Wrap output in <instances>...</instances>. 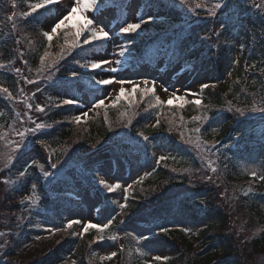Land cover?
Segmentation results:
<instances>
[{"label":"trees","instance_id":"16d2710c","mask_svg":"<svg viewBox=\"0 0 264 264\" xmlns=\"http://www.w3.org/2000/svg\"><path fill=\"white\" fill-rule=\"evenodd\" d=\"M2 1L0 0V3ZM205 1L207 0H188V3L181 6V9L178 8L176 0H165L169 6H161L155 2L158 9L167 11L170 21L162 28L154 27L147 31L143 39L154 38L153 45L156 47L168 44V48L172 49L175 55L180 56L187 51L191 55L193 54L198 62H203L205 66L212 59V62L216 60L214 67L217 70L222 68L223 71L224 66L228 65L233 58L230 52L231 47L227 46L231 29L222 31L218 22L224 19V16L218 13L211 21L214 29H218V32L221 33L219 36L220 48L215 56L212 55L211 50L205 52V47L202 45L200 39L202 36L198 33L203 32V26L185 24L187 20L185 16L192 18L189 12L193 10L198 13L196 4H202ZM149 2L150 0H148ZM233 2L240 5L239 8L230 9L234 13L233 22L238 16L243 24V27L239 24L236 26L237 35L240 36L243 45L240 49V57L235 62L232 73L223 83L219 84L217 88H208L204 92L202 103L198 107L188 105L185 109L177 110V112L160 109L159 113L161 114L157 116L158 126L157 122L156 125L150 126L148 122L152 117L153 109H156V103L152 98L145 97L141 101H134V104L120 109L121 112L112 110L102 113L100 118L84 126L67 127L66 122H60L56 128L49 132L52 135L51 146L57 153L53 161L62 162L65 156L76 155V151L80 150L81 154H84L83 158L78 156L79 159L84 160V167L79 169L82 173L99 164L100 157L104 154L109 155L110 158L120 157L122 155L120 148L124 146L122 144L125 141H130L132 145L139 146L144 150L145 162H150V146L142 136H164V144L170 158L161 161L156 166L154 173L150 174L138 186L139 188L134 190L127 208L124 209L125 213L113 229L116 231L125 224L142 223L143 221L147 224L151 222L171 223L174 215L182 216V214H186L188 219L195 222L207 221L204 228L199 231V237L195 236L197 241L194 243V240L187 239L185 234L182 235L179 232L168 234L170 244H173L180 254L172 262L166 264H245L243 255L239 249H236L237 245L235 246L239 239H235L234 230L231 228L233 216H236L235 222L244 220L249 227L256 231L254 239L247 242V249L250 253L259 255L264 252V180L255 181L256 179H252L253 182L250 184H239L230 198L225 196V191L224 193L220 192L215 186H213L212 195H208L206 189L202 191L191 189V194L188 197L189 202L194 201L195 203L187 202L186 198L181 196L185 194L178 195L177 193L180 191L175 192L178 185L184 184L187 177H191L188 172L196 169L198 173L201 172L197 154L194 151H189L191 147L186 142L194 136L206 143L204 145L206 148L211 147L213 143L219 146L220 154H217V157L220 168L217 169V173L221 175L219 176L221 182L226 185H234L239 180V175L235 173L236 160L244 158L257 160L264 167V128L246 115L251 113L254 108L263 107L264 104V26L259 23V18L263 17L260 9L255 6L259 4L256 0H233ZM212 3H215V0H212ZM173 4L175 6H171ZM15 8L19 10L20 7L6 2L0 4V65L4 66L0 68V87H5L11 92L14 91L16 83L15 77L11 74L17 56L16 39L22 40V32L27 30L31 33L30 41L35 43L32 44L34 48L40 43L43 47L45 44V39L37 33L35 22L28 25L29 20H26L25 24L24 19L17 20L12 26L13 20H9V14ZM44 12L41 13L43 17ZM13 32L14 34H12ZM73 41L72 34L62 32L47 48V58L43 64L39 59L30 62L32 70L37 75L48 76L53 80L67 77L70 75L68 71L71 68L79 70V63L84 62L86 53H89L92 47L84 50L78 49L73 47ZM143 44L142 41L132 47L142 50ZM67 91L74 93L77 91V87L71 90L67 89ZM1 102L3 103L4 100L0 99ZM60 108L58 113L48 116L52 124L57 123V118L70 113L71 107ZM233 108L241 109L245 113L244 116L241 117L240 113L234 116L230 114ZM6 117L3 116L0 119V129L1 126L6 125L7 120H4ZM197 128L200 131H196ZM47 135L44 134V137ZM0 140L2 149L10 152L5 149L7 144H4L2 131H0ZM67 149L69 150L66 151ZM204 153L209 154L206 151L202 152V154ZM39 156L40 153L38 154V151L35 150L22 156L14 153L12 158L15 163L12 172L19 171L28 163L30 157L39 159ZM60 171L61 173L65 172L63 169ZM39 180V175L33 168L31 172H26L25 177L21 180H14L17 182L16 192L26 193L31 185L36 184L38 193L46 204L42 203L44 209L52 215H58L57 213L63 205L70 206V201L61 199V196L48 201ZM59 180L60 178L54 184L52 183L51 193L57 191L62 181L59 183ZM173 190L174 193H171ZM245 192L248 194L245 195ZM6 194L12 195L9 191ZM1 196L4 198L0 187ZM14 198L12 195V199ZM196 202L202 204L203 212L193 208ZM12 206L10 204V207ZM148 213L152 215L146 219ZM93 235L91 232L87 233L84 240L76 242L71 237H66L65 241L59 244L37 242L27 251L28 259H23L22 263L30 260L28 262L31 264H97L92 254ZM198 242L200 243L197 244ZM71 247H74L75 251L72 256L67 257L66 250ZM240 254L241 256H239ZM104 264H139V258L137 254L130 252L122 254L121 259L109 260Z\"/></svg>","mask_w":264,"mask_h":264},{"label":"rangeland","instance_id":"374dc122","mask_svg":"<svg viewBox=\"0 0 264 264\" xmlns=\"http://www.w3.org/2000/svg\"><path fill=\"white\" fill-rule=\"evenodd\" d=\"M30 1V0H29ZM31 2V1H30ZM35 2L36 0H32L31 3ZM61 4L64 7H67L68 4L75 3V0H60ZM176 4L179 9H181V5H179V1L176 0ZM258 3H264V0H258ZM214 3L212 0H207L202 3L201 7L196 9L198 13L194 12L193 10L189 12V15L192 16H185L187 18L186 22L191 19L194 23L195 22H204L208 15V10L212 7ZM104 8L102 9L103 16L101 17L100 13H96L93 10L85 11L83 14L77 12V14L72 18L71 21L66 22V26L60 30H66L71 28L74 31V34L78 30V28L83 27L86 29V33L88 28H92L95 30L98 26L100 20H103V23L107 25L106 30L111 34L110 39L106 42V47L103 49V52L99 54L93 55L91 58L96 57L98 59H115L117 57L113 56L114 51L119 50V46L121 43L124 42H131L135 43L138 40V36L141 35L142 31L149 30V27L154 26H161L163 19L168 18L165 13L159 12L154 6L145 7L143 0H129L126 4V8L121 12L119 15V9L110 5V2L104 0ZM55 15L52 17H48L44 19V23L41 24V31L44 33L49 28V24L53 22L57 16L60 15L55 8ZM63 11V8L61 9ZM197 14V15H196ZM148 15H155L158 17H162V19H157L155 22L150 24H145L142 26V30L139 34H132L131 36L125 37L122 35H118L119 28L121 26H125L128 22H139V18L141 16L147 17ZM198 15H201L200 18ZM92 19L93 24L87 25L85 20ZM200 18V19H199ZM57 31L56 35L59 33ZM83 34V33H82ZM53 37V39L56 37ZM210 35V34H209ZM235 35V34H234ZM232 36V41L235 45V49L240 46V42H238V38L236 36ZM82 42V41H81ZM234 55L238 54L237 50H234ZM89 59V62H92V59ZM123 63L119 66L120 71L117 73H109V72H102L99 69L95 72L92 71H84L83 76L86 77L88 80L85 81V84L93 89H97L98 86L94 84V81L91 80L92 77L95 78H112L115 79L117 77L129 81L135 82L133 83H125L123 85L113 83L111 85L104 86L101 89L99 95L92 101L89 98V95L86 93H81L80 98L76 99L79 103L77 104L78 108L75 110L72 118L75 116H80V124H87L99 118V115L102 113H106L107 111L112 110H121L134 104V101H141L147 93H151L154 96H159L162 101H166L170 98L173 92H176L178 95H182L185 97L184 101H174L173 104L168 105L167 103H163L162 105L167 106L170 109H174L173 111L186 108L189 104H194L192 101L201 98L203 93L202 85H213L219 82V78L215 75L213 70H201L199 68H194L193 64L188 63V59H182L176 63H169L168 56L161 58L157 63L153 66L149 64H145L141 59H136L135 65L129 66V55L120 58ZM233 62V61H232ZM232 62L230 64H232ZM106 67V66H105ZM232 67L229 65L227 66V72ZM21 77V76H20ZM26 77H29L27 75ZM34 77V76H33ZM148 80L149 83L147 85L143 84L144 80ZM31 80L27 78L26 81ZM21 81V80H20ZM18 81L19 86H17L16 96H13L15 100L13 102H9L8 104H1L0 105V119L4 116H8L6 125L1 126L0 131L3 133V141L4 144L7 142H11L12 145L19 141V136L17 135L18 130H24L28 127H34L29 121L28 116H31L33 120L37 123H44L47 125L45 120L41 119L40 115H45V113H39L35 111L36 106H43L46 110L45 101L48 100L49 97H59L56 91L51 92L50 90H46L44 86H40L38 84L33 85V83H21ZM152 81H155L153 85ZM123 87L125 89V96L122 97L119 101L116 100V97L119 95V89ZM136 87L138 90L136 92H132V88ZM155 92H145L146 88H153ZM167 88L169 91L165 92L164 89ZM189 93H196L195 96L189 95ZM65 98V95H62L61 99ZM100 99L104 100V106L97 109L94 107V104L99 102ZM29 105L32 106L31 110L29 109ZM115 105V106H113ZM264 107V104H263ZM121 109V110H120ZM251 113L246 114L249 118H254L256 120L261 121L264 125V113L258 111L260 108ZM230 114L239 115L238 112L233 108ZM87 113V116H83V113ZM172 112V111H170ZM245 114V113H244ZM244 116V115H243ZM242 117V116H241ZM4 118V120H6ZM74 120V119H73ZM75 122V120H74ZM151 125H154L155 119H151L149 121ZM176 123V122H175ZM177 124V123H176ZM175 124V125H176ZM172 125V126H175ZM48 129V128H46ZM190 137V136H189ZM41 138H37L36 136L28 137V140L25 141L27 143V148L30 147L35 151L40 152V156H44L45 159L53 161L54 156L57 155L56 151L50 146L47 147L46 145L39 144V140ZM163 139L160 136L151 137L149 139L150 146H151V154L153 156V162L150 165L145 166L141 163L140 158L132 155L129 151L128 147H125V151H127L126 163L123 161H116L109 162L106 161L100 167L94 171V173L90 176L88 182L82 181L80 179L73 178L75 181L73 188L69 191L73 195V200L75 203L74 210L64 212V218L62 221L58 220H50L48 216L41 211L37 212V202L38 198L37 195L29 196L28 198L24 197V200H17L14 202L12 200V195L6 194L7 191L11 193V188L16 186L14 179L12 178V173L8 170L10 166L8 161L12 158L13 154L15 153L13 150L11 152H6L0 146V187L2 189L4 198L0 197V233H3L0 236V259L4 256H8L11 250V245L13 243L12 240H16L17 233L21 230L22 221L25 216H30L32 218V229L29 230V236L31 238L37 239H47L50 240L53 235L57 232H62V227H66L67 224L72 220H79L81 223L76 224V229L74 234L77 235L79 238L84 236L86 232L83 231L84 227L88 223H93L98 226H104L108 224L109 220H111V224L104 228L103 231H97L96 233L99 234V241L97 242L96 246L93 248V256L97 263L104 264L106 261L114 260L116 258L121 259V255L125 253H129L127 249H132L136 251L137 254L141 257L142 264H165L170 263L173 261L175 257H177L180 252L176 247L173 245H169L166 241L160 240H150L145 241L140 238V233H146L151 239L154 238L156 233L166 234V232H162L158 227H154L153 230H147L141 226H127L118 229V231L109 230L112 226H116V221L123 213L118 207L119 204L127 203L124 197L127 196L132 190L133 187L137 185L140 180L145 179L148 174L152 173L155 169V164L160 159L161 156L165 158L168 157V152L166 151V146L163 143ZM186 140V139H185ZM30 141V142H29ZM0 142H2L0 140ZM188 146L191 147L189 151H194L197 154V158L199 161V165L201 168V172L198 173L196 170H191L188 172L191 177H187L188 179L184 182V184L178 185V188L175 192L177 194H185L190 195L191 189L194 191H202L204 189L208 190V195H212L214 187L218 189L220 192L225 191V196L228 198L232 197V192L238 185L234 183V185H226L222 183L220 180L221 175L217 172L213 173L209 168V163L212 164L213 167L218 169L220 166L217 152L218 147L207 151L209 154H202L205 152L204 149L206 148V143L201 142L197 139L196 136L194 138H190L187 141ZM209 145V144H207ZM71 147V146H70ZM210 148V146L208 147ZM217 148V149H216ZM67 149L66 151H68ZM83 158L84 154L80 152V150L76 151V155L72 154V156H65L63 161L61 162L62 165L68 164L73 159ZM42 158V157H41ZM7 160V161H6ZM6 161V163H5ZM55 162V161H54ZM60 162H55L58 165ZM237 171L240 172L242 176L240 178L243 180L246 177H253L252 173H256V178L260 179L261 176H264V167L260 162H256V160L250 159H239L236 162ZM134 165V167H131ZM178 172L179 170L176 169ZM50 170L45 167H40L38 172L41 173V180L47 186L49 184L48 181L44 179V173L49 172ZM7 181V183H5ZM100 181H104L108 184H115L120 183L121 187L116 189L114 192L109 193L100 183ZM103 188V193L100 194L97 191H94V187ZM127 189V191H125ZM227 189V191H226ZM174 193V190L173 192ZM12 194V193H11ZM36 200V204L31 203V199ZM30 200L29 207L25 205V202ZM23 202V203H22ZM108 202L109 206L104 208V213L100 212V208L103 206L104 203ZM13 206L10 207V204ZM9 204V205H8ZM4 205V206H3ZM18 206V207H15ZM196 207L200 208L201 205L198 204ZM29 208L32 209L31 215H29ZM115 217V219H112ZM173 225L177 227L179 230H183L185 232L188 231V236L197 234L199 235V231L204 228L207 221L198 222V223H191L185 219H180L174 217ZM236 216L232 218L233 224L231 228L234 230V237L235 239H239L238 244L235 243L236 249H239V252L243 255L245 260V264H264V252L257 254L250 253L249 249H247V242L254 239L255 230L247 225L244 220L236 221ZM48 229H52L49 231ZM95 229V230H94ZM96 231V228H89L88 231ZM155 231V232H154ZM131 234V236H130ZM195 242V240H194ZM30 243L27 241H22L18 246L17 249H13L15 251H22L24 250L27 245ZM199 244V242L197 243ZM201 245V244H200ZM124 248V252H120V250ZM246 250L244 252V249ZM73 250V251H72ZM67 252V257H70L74 253V249ZM112 253H115V256H112ZM241 254L239 256H241ZM15 259L12 261H5L7 264H31L28 262H23V259H28L27 252L21 253L17 255ZM160 256L162 259L157 261L154 260L153 257Z\"/></svg>","mask_w":264,"mask_h":264},{"label":"snow or ice","instance_id":"6c2138e0","mask_svg":"<svg viewBox=\"0 0 264 264\" xmlns=\"http://www.w3.org/2000/svg\"><path fill=\"white\" fill-rule=\"evenodd\" d=\"M150 2H158L161 6H169L165 3V0H150ZM186 3H188V0H179V5L183 6ZM171 6H175L174 4ZM201 4H196V7L199 8L201 7ZM257 8L260 9L261 13H264V3L261 4H256L255 5ZM240 5L236 4L233 2V0H215V3L212 5V7L208 10V14L210 16L216 17L218 15V13L222 14L224 16V19L219 20V24L221 26L222 31L224 30H228L231 28H235L237 26V24H239L241 27H243V24L241 23L240 17H236L235 22H233V15L234 13L232 11H230V9L232 8H239ZM55 8L58 12H60V15L56 17V19L51 22L49 24V28L48 30H46L43 35L44 37L48 40L51 41L53 39V37L56 35L57 31L60 29H63L66 26V22L71 21L72 18L77 14V12L80 13H84L85 11L88 10H93L96 13H100L101 17L103 16V12L102 9L104 8V0H75L74 6L73 4H68L67 7H64L60 0H37L36 3H30L28 4V10L22 13V16L25 18H34L38 15H40L42 13V11H52V9ZM63 8V11H61V9ZM9 19H13V17H9ZM157 19H162V17H158L155 15H148L146 18L141 16L139 18V22H128L126 23L125 26H121L119 28V32L117 33L118 35H122L125 37L131 36L132 34H139V32L142 30V26L145 24H150L155 22ZM29 23L34 22L32 19L30 21H28ZM38 23V22H35ZM85 23L87 25H92L93 24V20L92 19H87L85 20ZM99 23V26L93 30L92 28H88L87 32L88 35L83 39L82 43L80 41V36L82 35V33H84L86 31L85 28L80 27L78 28V30L75 33V39L73 41V47H82L84 45H91L93 44V42H100V41H104L107 42L110 39V33L106 30L107 25L103 23V20L101 19ZM259 23L264 26V18H259ZM190 27V25H189ZM217 37H219L221 35L220 32L216 33ZM202 39H205L202 37ZM128 55H131V42H124L121 43V45L119 46V50L118 51H114L113 52V56L117 57L115 59H98L96 57L91 58L92 62L91 63H79V67L81 69H85L86 71H92L95 72L96 70H100L102 72L106 71L109 73H117L120 71V65L123 63V61L120 58H124ZM85 61L88 60L87 57L84 58ZM41 63L43 64L44 61L43 59L41 60ZM106 66V67H105ZM4 67L3 65H0V68ZM18 71V70H17ZM83 74L79 73V72H75L73 71L71 73V78H65L63 80L61 79H56L54 81V87H62V88H66L68 90H71L73 88H75L77 86V84L79 83V77H81ZM91 80L94 81V84L97 87V90H99L100 88H103L104 86L107 85H111L113 83H117V84H125V83H135L133 81H129V80H125V79H121L119 77L112 79V78H95L92 77ZM27 83H34V81L28 80L26 81ZM143 84L147 85L149 83L148 80H144L142 82ZM153 85L155 84V81H152ZM209 87V85L204 84L202 85V88H207ZM138 89L136 87L132 88V92H136ZM0 91H3L5 93H8L9 97H11V93L8 92L7 88H3L0 89ZM145 92H155L154 87L149 89L146 88L144 90ZM165 92H168L169 90L167 88L164 89ZM189 95H193L195 96L196 93H189ZM125 96V89L123 87H121L119 89V95L116 97V100L119 101L122 97ZM185 97L182 95H178L176 92H173L170 96L169 99H167L166 101H162L160 99L159 96H156L155 98V102L156 105H161L163 103H167L168 105L173 104L174 101H184ZM79 102L77 100H75L70 94L65 95V98L62 99V105H74V104H78ZM192 103H195L197 105H199L201 103V101L199 99H196L194 101H192ZM61 104H57L56 107H61ZM102 106H104V100L100 99L99 102L94 104V107L99 109ZM115 106V105H113ZM32 106L29 105V109L31 110ZM257 109H253V111H256ZM35 111L39 112V113H44L45 112V108L43 106H36ZM258 111H260L261 113H264V107H261L260 109H258ZM236 112L240 113L241 116L244 115V112L237 108ZM83 116H87V113H83ZM75 120V122L78 124L80 123L81 117L80 116H75L73 118ZM28 121L34 125V127H28L27 129L24 130H18L17 131V135L19 136V141H16L13 144V151L17 154H19L20 156L24 155V149L27 148V143H25V141L28 140V137L30 136H37L38 134H45V130L46 128H50V125H45L44 123H37L35 120L32 119L31 116H28ZM157 126H158V122H157ZM196 131H200L199 128L196 129ZM138 135H142V134H138ZM144 141H148L149 137L148 136H142ZM30 142V141H29ZM39 142L43 145L44 142L42 140H39ZM187 142V141H186ZM138 143V141H137ZM216 147L215 143H213L211 145L210 148H205V151H210L211 149H214ZM226 147H229L228 145H226ZM165 157L161 156L160 160H164ZM57 165L56 164H52L51 168L52 169H56ZM209 168L211 169V171L213 173L217 172V169L215 167L212 166L211 163H209ZM26 174V170L25 171H21L19 173L20 177H25ZM55 172H45L44 173V179L48 182H51V179L55 178ZM253 178H256V173L253 172L252 173ZM262 180H264V176L260 177ZM5 183H7V181H5ZM100 183L102 184V186L109 192H114L116 189L121 187L120 183H115V184H108L105 183L104 181H100ZM37 186L36 184L32 185V188L35 189ZM127 191V189L125 190ZM250 191V190H249ZM248 193L245 192V195H247ZM31 199V198H29ZM125 201H127V196L125 195L124 197ZM23 203V202H22ZM31 203L32 204H36V200L35 199H31ZM127 203H122L119 204L118 207L121 211H123L125 208H127ZM151 213H148L147 216L145 217L146 219H149L151 217ZM112 219H115V217H112ZM150 222V220H149ZM81 223V221L79 220H72L67 224L68 228H71L73 224H79ZM121 223H123V221H121ZM111 224V220H109L108 224L104 225V226H98L96 224L93 223H88L83 231L87 232V230L89 228H96L97 231H103L104 228L108 227ZM49 231H52V229H48ZM162 232H167L168 229L166 227H162L160 229ZM3 233H0V236H2ZM140 238H142L145 241H149L151 240V237L148 236L146 233H140ZM0 247H2V245H0ZM112 256H115V253H112ZM154 260H161L162 258L160 256H155L153 257Z\"/></svg>","mask_w":264,"mask_h":264}]
</instances>
